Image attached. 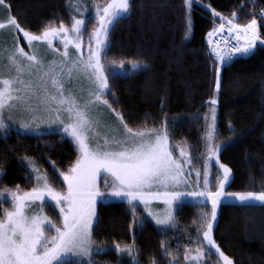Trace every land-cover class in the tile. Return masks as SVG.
<instances>
[{
    "label": "snow or ice",
    "instance_id": "snow-or-ice-1",
    "mask_svg": "<svg viewBox=\"0 0 264 264\" xmlns=\"http://www.w3.org/2000/svg\"><path fill=\"white\" fill-rule=\"evenodd\" d=\"M3 3L4 0H0V4ZM192 3L193 0H184L189 9ZM131 6V0H107L103 5L94 0V12L88 19L94 20L96 27L88 37L87 56L81 51L86 30L83 14L72 16L70 27L63 21L58 26L49 22L39 34L21 27L14 16L0 22V29H7L13 40L11 50L5 49L8 53L7 74L0 73V129L8 128L9 121L16 122L13 113H24L25 117L19 120L21 129L33 130L43 123L58 124L64 133L73 138L80 153L68 171L59 173L66 186L64 191H57L50 184L48 175L31 160L26 165L30 169L27 178L34 182V187L21 190L17 185L15 190H0V264H98L92 258L93 254L103 253L106 249L94 247L93 221L97 200L109 196L127 201L133 215L137 202L143 204L160 226L174 223V206L183 203L185 197H191L204 207L201 208L193 238L198 243L184 246V260L190 264H203L204 257L215 255L216 264H234L213 238V222L219 205L230 198L243 206L264 207V186L260 190H225L230 182L231 169L219 163L221 146L213 142L216 135L215 97L209 101L210 115H204L207 130L204 134L206 156L202 175L196 168H189L185 174V165L192 163L186 150H180L182 160L174 158L167 120L161 121L158 127H148L146 122L144 126L130 127L123 115L105 98L110 92L109 76L115 77L117 69L135 72L146 67L138 60L130 61L127 69L123 60H113L108 66L102 62L110 45L108 36L111 29L130 13ZM70 7L81 12L80 0H73ZM211 13L221 21L207 34L212 45L211 53L217 62L254 54L258 44L264 46L255 14L247 23L241 24L237 22L239 18L235 12L230 18L215 9H211ZM260 19L264 21V9H261ZM190 31L189 19L186 35ZM225 31L227 35L212 39ZM18 34H22L30 51L20 46L21 36ZM54 39L60 41L62 49L53 46ZM40 44L46 45L53 59L45 61L37 55ZM69 46L74 49V54H70ZM219 63L216 67V89L220 83ZM77 81L88 85L86 89H78L79 96L73 93L71 87L66 88L67 84L75 86ZM102 108L113 113L118 124L117 128L109 127L113 133L111 137L104 135L98 139L100 134L96 129L100 126L99 111ZM213 161L218 170L210 180V164ZM3 174L0 170V179ZM193 174L196 177L195 190H177L182 185H189L188 177ZM101 176L105 191H101L98 185ZM156 200H162L166 205L162 213H154L149 207ZM5 202L11 207L3 208ZM37 202L38 211L33 209ZM46 205L58 210L59 225L44 214ZM204 208L209 210L204 211ZM115 251H126L132 255L134 246L116 244ZM165 254L172 256L169 264H175L177 257L172 251L165 248ZM133 260L139 264L134 256ZM152 264L156 261L153 260Z\"/></svg>",
    "mask_w": 264,
    "mask_h": 264
},
{
    "label": "trees",
    "instance_id": "trees-1",
    "mask_svg": "<svg viewBox=\"0 0 264 264\" xmlns=\"http://www.w3.org/2000/svg\"><path fill=\"white\" fill-rule=\"evenodd\" d=\"M82 1L84 5L94 3ZM106 2L95 0L101 5ZM72 3L73 0H4L0 4V22L7 14L14 16L21 27L34 34L49 22L58 26L63 21L70 27L71 17L81 15L70 7ZM131 5L130 13L111 29L110 45L102 61L108 66L113 60H123L127 69L130 61L138 60L146 67L135 72L117 69L115 77L109 76L110 92L106 97L112 107L133 128L145 122L148 127H158L167 120L173 151L186 150L202 170L207 130L204 115L209 114V101L215 97L219 161L232 172L225 190H260L264 186V46L258 44L254 54L238 55L219 64L220 83L216 89L218 63L205 39L221 22L219 17H213L211 9L229 18L235 12L237 22L244 24L253 14L259 17L264 0H193L190 9L184 0H131ZM86 9L87 40L96 23L88 19L93 13ZM189 19L191 31L186 35ZM261 36L264 39V21ZM19 42L25 44L22 38ZM77 157L74 143L58 132H0V170L4 173L0 186L18 185L25 190L34 186L27 178L30 170L26 158L40 166L50 183L62 184L59 173L68 170ZM203 207L183 202L175 211L174 223L161 229L150 219L143 217L140 221L127 201L99 202L93 237L98 246H106V251L96 254L94 260L98 264H135L134 256L139 264H152L153 260L169 264L172 256L165 254L167 248L177 257L175 264H188L183 258L184 246L198 243L193 238ZM213 238L234 264H264V207L222 202ZM116 244L133 245L134 252L117 253ZM216 260L215 255L206 256L203 264H216Z\"/></svg>",
    "mask_w": 264,
    "mask_h": 264
},
{
    "label": "rangeland",
    "instance_id": "rangeland-1",
    "mask_svg": "<svg viewBox=\"0 0 264 264\" xmlns=\"http://www.w3.org/2000/svg\"><path fill=\"white\" fill-rule=\"evenodd\" d=\"M81 2V12H78L80 14H83V16L85 17V14L87 13V9L86 7L88 8V11H91L92 13L94 12V9L92 7L93 3L91 4H87V5H84L83 1L80 0ZM107 3V2H106ZM256 17L258 18V14H255ZM9 17V15H5L3 16V19L1 20L2 22L6 20V18ZM227 17V16H226ZM22 38V34H19ZM9 37V33H8V30L7 29H0V73H3V74H7V69H6V66H7V52L5 51V49H8L9 51L11 50L12 48V45H13V40L12 38L8 39ZM23 39V38H22ZM263 39V38H262ZM24 43L23 44L22 42H19L20 46L24 47L25 51H30L28 46H27V42L23 39ZM89 43V40L85 39L84 36L82 37V53L84 56H87L88 52H87V45ZM53 46L56 47V48H61L62 49V44L60 43V41L58 39H54L53 40ZM34 47L35 46V42H34ZM69 52L70 54H74V49L72 48V46H69ZM37 55L42 57L45 61H48V60H51L53 59V54L50 52V50L47 49L46 45L44 44H40L38 47H37ZM56 59H59L58 56L55 57ZM103 62V61H102ZM225 62V61H224ZM219 63V62H217ZM220 65L222 63H219ZM123 72V71H121ZM68 87H71L72 90H73V93L77 96L80 95L78 89L80 87H83V88H87L88 85L86 82H83V81H77L75 86L73 84H67L66 85V88ZM107 99V97H105ZM108 100V99H107ZM109 101V100H108ZM110 103V102H109ZM111 104V103H110ZM8 113L5 112V116H7ZM26 114L24 113H20V112H15L13 113V120L16 121L15 123L9 121L8 124H9V127L8 128H5V129H0V132H7V131H10L12 129H16V130H19L23 133H27V134H34V135H43V134H46V133H54V132H58L60 134H62L63 136L69 138L73 143L74 145L76 146V149L78 150V146L77 144L75 143V141L73 140V138L71 136H69L68 134L64 133L62 131V126L58 125V124H48V123H43V124H40L39 127H34L33 130H24V129H21L20 126H19V120L24 118ZM95 115V114H94ZM209 115H210V112H209ZM62 118H66V117H62ZM99 119H100V126L97 127V132L100 134L99 137H97L98 139L103 137L104 135H108L109 137H111L113 135V133L111 131H109V127L111 128H117V120L115 118V115L113 113H111L109 110H107L106 108H102L100 111H99ZM91 136V133L89 134ZM214 143L215 142V137H214ZM169 144H170V149L172 150L173 152V156L174 158H177V159H181L182 158L180 157V150L182 148L179 149V152H174L173 149L171 148V143H170V139H169ZM189 154V153H188ZM80 155L79 151H78V156ZM190 156V155H189ZM206 156V154H205ZM78 158V157H77ZM218 158H219V155H218ZM31 160V162L40 169L41 172H44L40 166L32 159H26L25 160V164L27 165L28 161ZM77 160V159H76ZM220 164H223L222 162L219 161ZM74 164V163H73ZM225 165V164H224ZM189 168H196L198 169L200 172H201V175L203 174V170H204V167L202 170H200V168H197L195 166V164L192 163L189 164V165H185V174L187 175V172H188V169ZM30 170V169H29ZM217 170H218V165L215 164V162H211L210 164V180L213 179V177L215 176V174L217 173ZM68 171V170H66ZM65 171V172H66ZM45 173V172H44ZM61 178V181H62V177ZM232 178V172L230 173V180ZM110 180V178H109ZM188 180H189V185H182L179 189V191H182V192H188V191H193L195 190V184H196V177H195V174L191 175L188 177ZM50 182V181H49ZM57 191H64L66 189V186L63 184H53V183H50ZM200 184H201V187L203 186V180L201 179L200 181ZM98 185L100 186L101 188V191H105L104 189V178L103 176H101L100 178H98ZM35 186V184H34ZM33 186V187H34ZM4 188H7V187H2L0 186V190L4 189ZM21 190H25L23 187H19ZM9 189H13L15 190L16 187H13V188H9ZM31 189V188H30ZM28 189V190H30ZM212 190H215L214 188ZM228 192H232V191H228ZM6 195V193H5ZM109 200H120V201H125V200H122V199H119V198H115V197H107L106 199L104 198H99L97 200V203H96V216H97V206L99 204V202H105V201H109ZM186 201H191V202H196L194 201L191 197H185L184 198V202ZM223 202H232V203H239L238 201H235V200H232V199H224ZM4 205L3 208H10L11 205L8 203V202H5L3 203ZM182 203H179L178 206H174L173 208V217L175 216V211L181 206ZM151 210L154 212V213H162L165 208H166V205L164 204V202L162 200H156V201H152L150 203V206ZM219 208H220V205L217 209V217H218V213H219ZM33 209L34 210H37L38 211V202H37V205H33ZM137 210H139L137 213ZM44 214L47 215L49 218H51V220L56 223L57 225H59L60 223V220H59V216H58V210H54L52 207L50 206H45L44 208ZM135 214L137 215L138 219L141 221L142 218H147V219H150L151 221H154V219L152 218V216H150L148 214V212L144 209V206L143 204L137 202V206H136V211H135ZM96 216L94 218V221H93V230H94V225H95V222H96ZM2 217V216H0ZM217 217H216V220L213 222V230H214V226L216 224V221H217ZM156 224V223H155ZM173 223H170L169 225L167 226H160V225H157L158 227H160L161 229H164V228H167L169 226H171ZM49 234H52V233H49ZM94 239V237H93ZM94 247H100V248H106V246H98L97 244L94 245ZM95 253L93 254V259L95 257ZM86 259V258H85ZM204 260V258H203ZM188 264H190V262H188Z\"/></svg>",
    "mask_w": 264,
    "mask_h": 264
},
{
    "label": "built area",
    "instance_id": "built-area-1",
    "mask_svg": "<svg viewBox=\"0 0 264 264\" xmlns=\"http://www.w3.org/2000/svg\"><path fill=\"white\" fill-rule=\"evenodd\" d=\"M257 20H258V25H259V31H260V34H261V24H262V21H261V19H260V14H259V17L257 18ZM220 35H227V33H226V31H225V33H223V34H218L217 36L212 37V39H213V40H216V39L219 38ZM261 38H262V36H261ZM205 41H206V43H207V45H208V47H209V49H210V51H211V47H212V45L209 44V37H208V35L206 36ZM233 42H234V41H233ZM226 60H228V59H226Z\"/></svg>",
    "mask_w": 264,
    "mask_h": 264
}]
</instances>
